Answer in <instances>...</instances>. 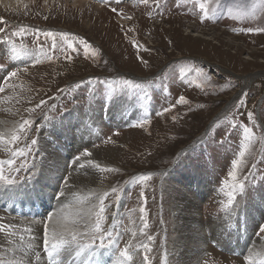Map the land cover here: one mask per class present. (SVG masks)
<instances>
[{"label": "rangeland", "instance_id": "1", "mask_svg": "<svg viewBox=\"0 0 264 264\" xmlns=\"http://www.w3.org/2000/svg\"><path fill=\"white\" fill-rule=\"evenodd\" d=\"M23 1L15 10L0 6V132L6 137L0 143V161L5 162L0 167L12 177L30 175L29 168L42 175L35 184L17 188L0 184L5 210L0 208V223L17 226L16 236L9 237L7 229L0 233L2 264L15 263L6 261L5 249L23 258L22 247L31 251L29 237L20 240L28 234L23 229L32 219L47 220L58 211L53 193L63 180L57 177L69 174L75 197L64 201L66 212L90 207L77 202L84 197L98 206L96 195L109 193L101 226L107 229L105 245L109 236L115 240L105 247L114 254L113 264H143L145 254L150 264H264V234L259 232L264 225V0H199L215 9L204 20L198 0H87L85 7L74 0ZM21 26L26 31L11 36ZM60 33H68L67 38ZM13 45L25 46L26 54L11 58ZM11 72L17 75L10 77ZM123 79L143 89H129ZM180 96L188 103L178 104ZM41 100L46 103L35 108ZM124 102L132 108L126 111ZM23 119L33 122L30 134L9 143L10 131ZM81 119L94 123L91 134H83ZM245 128L252 130L250 136ZM33 138L39 143L28 153ZM85 150L92 155L79 163L89 166L87 171L66 167ZM87 159L118 171L101 172ZM233 160L240 161L236 178L247 177L248 194L237 196L239 229L236 215L221 220L232 225L227 236L233 227V236L239 239L243 233L242 258L214 241L220 236L216 219L226 214L221 204L233 183L228 176ZM146 175L150 179H140ZM94 221L92 216L87 227L77 226L82 242H92ZM208 223L218 231L213 236ZM38 226V235L30 238L37 248L32 254L49 264L40 246L43 224ZM126 246L131 261L119 257Z\"/></svg>", "mask_w": 264, "mask_h": 264}, {"label": "snow or ice", "instance_id": "2", "mask_svg": "<svg viewBox=\"0 0 264 264\" xmlns=\"http://www.w3.org/2000/svg\"><path fill=\"white\" fill-rule=\"evenodd\" d=\"M117 2H120V0H117ZM142 3L148 4L149 0H141ZM155 2L158 3V0H155ZM199 8L202 12L201 20H204L209 16V12L215 11L214 8L210 9L209 4H205L203 2H199ZM113 12H117L116 8L111 9ZM126 19H130L131 17H122ZM0 23H3V19L0 18ZM4 29L0 28V32H3ZM26 31L24 26H21L18 31H13L11 33V36L16 37L20 36ZM251 31V29H249ZM261 31H264V29H261ZM46 36H53L54 34L52 32H46ZM60 36L64 37L65 39L68 36V33H60ZM78 43L84 45L85 47H88V44L85 40L80 39ZM55 47V45H53ZM69 47H72L71 44H69ZM11 58H16L19 55L26 54L27 49L25 46L21 45L20 49H17L15 45L11 48ZM147 65V61H143ZM17 75L16 72L9 73L10 77H15ZM95 79V78H92ZM121 83L125 86H127L129 89H143V84L137 83L134 80L131 79H123ZM145 83H151V81H145ZM2 91V89H0ZM63 91V90H59ZM46 102L44 100H41L39 104L35 105V108H40L41 105H44ZM178 104H186L188 101L185 99L184 96H180L177 100ZM242 103V102H241ZM239 107V105H237ZM29 112L34 111V109H28ZM164 111H169V109H164ZM157 115H161V113H157ZM248 118L249 120H252L253 113L248 112ZM43 119L45 121H49L48 116L45 114L43 116ZM147 123V121H145ZM55 125H52V128L55 129ZM33 128V122L29 119H23L21 123L18 124V127L13 128L9 135L10 140L9 143H15L20 140L21 135L27 137L31 130ZM251 129L245 128V133H247L249 136L251 135ZM5 133L0 132V143H3L5 140ZM39 143L38 139H31V143L27 145L28 153H31L33 150V146L37 145ZM92 153L85 150L81 152L79 155L74 157L73 163L71 165H66V167H73L75 168H84V164H80L79 161L82 157H91ZM240 157H243L245 155L244 151H241L239 153ZM177 159H180V156L178 154ZM3 161H0V165H2ZM8 164H11L12 161H7ZM86 163L88 165H94L96 169H98L101 172H116L118 169L113 168H101L99 164H95L93 160L87 159ZM240 164L239 160H233L232 162V170L228 172L229 178L233 181V183L230 185L229 190L225 193L227 196V201L222 202L221 204V211L225 212L229 218H231L233 215H236V221H235V227L239 229L241 225V219L239 218L238 213H236L235 209L239 206V201L237 200V196L240 197H246L247 196V177H245L244 181H237L236 178V170L238 168V165ZM25 165L22 164L21 168H24ZM35 168V165L32 166ZM17 173H19L20 169H16ZM30 175L27 176H17L12 177L10 175H5L3 168L0 167V184H2L6 188H17L20 185L28 184L29 182H32L35 184L40 176L42 175V170H36L32 171L31 168L28 169ZM142 180L150 179V175L142 176L140 177ZM63 180V186H58V191H55L53 195L58 201V204L60 205L58 211L55 214H49L47 217V220H36L32 219L29 223V225L23 229L24 232H27L29 234V237L34 240L35 236L37 234V230L34 226L43 224V252L48 257L49 264H67V261L69 258L75 256L80 257L85 252H88L89 255H96L98 254L96 249L97 247L100 249H103L105 247H112L115 244V240H112L110 236L108 237L109 243L105 245L104 241L106 239L104 232L107 231V229L102 230L101 222L105 219L103 213L105 212V200L109 196L108 191H104L103 194L96 195V200L99 201V205L91 202V197H84L83 200L77 201L79 204L83 205L85 202H89L91 204L90 207H81L78 208L74 213L71 211L66 212L65 209L69 208V204L65 203L64 201L68 200L69 195H72L75 197V193H72L69 191L70 188V174L68 176H60L57 177V181ZM227 184V182H225ZM223 190V189H221ZM116 191L115 188H112V192L114 193ZM141 212L144 211L143 208L140 209ZM92 216H95V221L91 225V236H92V242L91 243H85L82 242L81 231L77 230V226L79 224H84L85 227L88 226V220ZM71 217V218H70ZM143 219V217H142ZM147 223L145 222L144 227L147 228ZM229 227L232 225L229 224ZM17 228L14 224H4L0 223V233H4L7 229V235L9 237H13L17 235V232L15 229ZM259 232L261 234H264V225H259ZM87 235L88 233H84ZM99 238L100 244L97 246L95 244L96 238ZM23 235L20 236V240H23ZM149 240L152 239L151 236L148 237ZM130 246H126L123 249L119 250V257L122 258L125 261H131L132 255L129 251ZM28 248L32 250L33 252H36L37 249L33 247V243H29ZM0 264H2V261H0ZM143 264H150V258L147 254L143 256Z\"/></svg>", "mask_w": 264, "mask_h": 264}, {"label": "bare ground", "instance_id": "3", "mask_svg": "<svg viewBox=\"0 0 264 264\" xmlns=\"http://www.w3.org/2000/svg\"><path fill=\"white\" fill-rule=\"evenodd\" d=\"M33 0H31V2H32ZM93 1H95V2H97V3H103V2H109V1H111V0H93ZM27 2V1H26ZM30 2V3H31ZM74 2H75V6H78V7H85V4H86V2H88L87 0H74ZM129 3H134V0H129ZM25 3H24V1L23 0H0V6H2V7H7V8H9V9H11V10H15L16 9V7H21V6H23ZM94 6V5H93ZM96 7V9H98V11L101 9H103V6H101V5H96L95 6ZM100 12V11H99ZM120 16V15H119ZM123 26H124V23H121ZM188 33H189V31H187ZM192 32H190V34H191ZM187 34V33H186ZM193 36H195V37H201L202 35H200V34H192ZM203 37V36H202ZM120 103H122V101H120ZM129 104L127 103V102H124L123 103V107H124V109L126 110V111H128L129 109H131L132 108V106H128ZM109 108H111L110 110L112 111V108H113V106H112V104L110 105V107ZM110 111V112H111ZM93 113H95V111L94 112H92V114ZM127 114V113H126ZM90 117H92V119L93 118H95V116H90ZM80 118V117H79ZM72 119V120H71ZM71 119H69L70 121L69 122H73V120H74V117H71ZM67 120V119H66ZM95 120L96 121H94V122H97V119L95 118ZM88 123L89 124V126L88 125H86V123ZM85 123V126L83 125ZM1 125H3V123L2 122H0V126ZM76 126V125H75ZM81 127H83L84 129H83V134L84 135H88V134H91V131H92V129L93 128H95V125H94V123H91V121L90 120H86V119H81V125H80ZM76 129V128H75ZM0 130H1V128H0ZM78 131V129H76V131L75 132H77ZM96 151V150H95ZM53 162V161H52ZM57 162H59V161H57ZM57 165V164H56ZM85 168H81V170H84V171H87V169H89V166H84ZM56 169V168H55ZM93 181V180H92ZM202 182V181H201ZM71 186H72V190H70V192H72V193H74L73 191H74V185H73V183H71ZM202 186H204V185H202ZM43 189V188H42ZM41 189V190H42ZM36 191V190H35ZM201 191H203V193H202V197L201 198H203L204 197V192H205V190H203L202 188H201ZM37 192V191H36ZM71 197V196H70ZM186 202V201H185ZM198 203V202H197ZM194 204V203H193ZM196 205V204H195ZM198 205V204H197ZM196 205V207H198ZM56 212V211H55ZM199 212V211H198ZM226 214H223L222 216H220V217H218L216 220H217V223L218 224H216V228H220V230H219V232H220V236H216V237H214V241H216L215 242V244L217 243V245H219L220 247H222L223 249H227V250H231V249H233L232 251H238V250H240V248H241V244H240V241H241V239H243V233L241 234V236H239L240 238L238 239L237 238V236H236V234L233 236V233H232V230L233 229H236V228H234L233 227V229H231V236H227L225 233H227L228 232V230H230V227H228V225L226 224V223H224V221L223 220H221V219H229V217L227 216H225ZM197 216V215H196ZM197 218H198V216H197ZM234 218V217H233ZM199 219V218H198ZM215 220V219H214ZM197 225H198V223H197ZM26 226H28V224H26ZM35 228H36V230L37 231H39L38 229H39V227L40 226H38V225H36V226H34ZM214 227V228H215ZM228 227V228H227ZM41 228V227H40ZM212 228V225H209V223H208V229H206V230H208V232H210L211 234H212V236H213V232L215 231H213V229H211ZM42 230V229H41ZM203 232V231H202ZM215 232H218V231H215ZM204 233V232H203ZM39 234H40V232H39ZM36 235H38V233L36 234ZM23 237L27 240L28 239V237H29V234H24L23 235ZM40 237V236H39ZM245 237V236H244ZM41 238V237H40ZM40 238H38L39 240H40ZM32 240H30V237H29V242H31ZM228 241H230V243H228ZM33 243V242H32ZM38 244V243H37ZM41 246V245H40ZM256 246H258L257 244H256ZM254 247V246H253ZM259 247V246H258ZM23 248V254H25V257L23 258L22 256H21V254L20 255H17L16 253H13L12 251H8V249H5L4 251V253H5V258H6V261H7V259H8V262L10 261H13V262H15L14 264H17L16 263V260H17V262H18V260H20V259H23L24 260V262H23V264H43V260H42V258H38V259H35L36 257H35V255L34 254H32V250L31 251H28L25 247H22ZM40 248V247H39ZM38 248V249H39ZM37 249V248H36ZM20 250V249H19ZM41 250V249H40ZM241 251V250H240ZM240 251H238L239 253H240ZM34 253V252H33ZM42 253V252H41ZM36 255H37V253H36ZM40 256V255H39ZM42 256V255H41ZM33 258H34V260H33ZM44 258V257H43ZM45 261V260H44ZM6 263V262H5ZM12 263V262H11ZM21 263V262H20ZM3 264H4V262H3Z\"/></svg>", "mask_w": 264, "mask_h": 264}]
</instances>
